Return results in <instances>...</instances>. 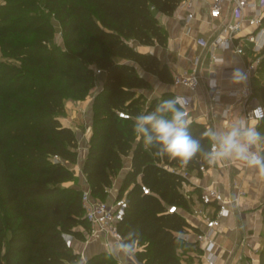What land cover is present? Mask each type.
Returning a JSON list of instances; mask_svg holds the SVG:
<instances>
[{
  "label": "trees",
  "instance_id": "1",
  "mask_svg": "<svg viewBox=\"0 0 264 264\" xmlns=\"http://www.w3.org/2000/svg\"><path fill=\"white\" fill-rule=\"evenodd\" d=\"M181 0H2L0 2V264H80V252L66 236L84 241L89 223L83 188L65 185L75 178L70 164L79 159V136L61 117L66 98L86 99L101 69L106 79L93 99V130L83 172L94 197L107 200L115 178L131 156L118 190L129 204L118 228L124 237L140 233L135 258L140 264H181L199 250L177 232L189 225L170 205L189 208L188 183L177 170L203 172L201 156L187 166L145 150L132 129L133 118L159 102L139 92L150 90L146 73L173 83L169 66L140 46L168 43L157 13L173 15ZM54 20L59 23L57 30ZM264 105V51L255 79ZM171 91L160 99L174 97ZM127 112L123 118L119 112ZM258 130L264 133V119ZM208 129L191 122L200 138ZM206 146L209 141L204 138ZM170 166L172 168H167ZM142 184L152 193L145 194ZM264 216V206H263ZM264 264V241L259 251ZM84 264H117L105 251Z\"/></svg>",
  "mask_w": 264,
  "mask_h": 264
},
{
  "label": "built area",
  "instance_id": "2",
  "mask_svg": "<svg viewBox=\"0 0 264 264\" xmlns=\"http://www.w3.org/2000/svg\"><path fill=\"white\" fill-rule=\"evenodd\" d=\"M201 0H181L178 9L186 12L183 18V30L188 35H193L192 22L196 18L197 5ZM230 8V9H229ZM228 11V12H227ZM209 23L216 24L212 35L198 34L195 36V42L200 51L191 59L189 68L173 75V85L186 87L191 90L190 93L176 94L175 96L186 97L188 100L184 110L188 116L196 100L195 92L206 85V94L212 104L219 103L225 92L224 84L231 82V75L237 68L246 74V80L236 86L227 89L230 96L236 99V103L241 105V116L248 125L254 121L259 123L264 119V105L262 104L256 90L255 79L259 73V67L263 59L264 51V0H209L208 9ZM219 50H232L242 59V65L227 64L225 58L219 54ZM208 63L209 71L207 75L202 72V67ZM220 64L219 70L212 69L211 66ZM97 74L102 70L97 69ZM216 81L215 87L210 86V81ZM232 110V106L224 110L227 115ZM120 116L129 118L127 112L120 111ZM230 115V114H229ZM191 123V120H190ZM167 168H172L166 166ZM189 179L190 172L184 167L172 168ZM200 169L207 171L203 164ZM184 194L189 197L184 188ZM142 190L145 194H151V189L142 184ZM233 193L226 195L215 187H205L199 195L200 205L193 209V213L201 218L204 226L200 227L199 222L187 218L183 210L177 205H170L168 211L171 213H181L187 220L188 226L185 230L177 232L183 242L192 243L199 248L197 255L203 258L208 264H215L217 259V240L215 233L222 224L223 218L233 214L235 209L239 212L244 204L246 191L238 183L233 186ZM82 203L85 209V216L89 223V231L84 242L87 244L90 240L99 239L102 236L109 235L114 240L122 238L118 228V223L124 218L129 204L127 196L121 198L116 195L113 202L102 200L93 196L89 184L83 187ZM68 246H73L75 239L72 235L66 236ZM241 245L250 250L246 255L251 264L259 257L260 247H256L248 239H242ZM80 258L87 260L85 251L80 252ZM136 264H140L135 255L132 257Z\"/></svg>",
  "mask_w": 264,
  "mask_h": 264
},
{
  "label": "crops",
  "instance_id": "3",
  "mask_svg": "<svg viewBox=\"0 0 264 264\" xmlns=\"http://www.w3.org/2000/svg\"><path fill=\"white\" fill-rule=\"evenodd\" d=\"M209 0H201L197 5L196 18L192 22L193 35L184 33L183 18L186 12L181 9H176L173 15H166L158 12L157 16L160 23L168 31V43L166 46L153 45V46H140V50L157 55L161 61L169 66L173 75L177 72H182L189 68L191 59L199 53L200 48L195 42V36L198 34L212 35L215 31V25L209 23L208 16ZM230 9V8H229ZM228 12V11H227ZM227 64L242 65V59L236 55L232 50H219ZM212 69L219 70L221 65L215 64L211 66ZM209 71V64L206 63L202 67V72L207 75ZM146 77L150 80L152 88L150 90H140L144 93L149 100L154 98L156 89L161 90L163 93L167 91L176 94L190 93L186 87L175 86L173 83L164 84L159 81L155 75L146 73ZM106 76L104 73L99 74L98 87H94V96L100 90L105 82ZM238 84L228 82L224 84L225 92L223 93L222 100L219 103L212 104L206 94V85L202 84L195 92L196 100L191 108L187 118L191 122H199L208 128L222 127L226 123H232L239 120L241 116V105L236 103V99L230 96L227 89ZM94 96L88 95L86 99H77L68 105L66 103V113L61 117L65 125L72 127L79 136V159L76 163L70 164L74 169L75 176H77L78 184H73L74 179L67 181L65 185H75L83 188L88 184L86 175L83 172V164L85 156L88 152V145L93 130V99ZM232 106V110L227 115H224V110ZM230 114V115H229ZM249 126H254L258 129L257 122H250ZM131 167V156L125 158V166L115 178L113 187L110 189L108 199L113 196V202L118 190L121 186V181L124 179L127 171ZM238 183L246 191L244 204L241 208L244 212H239L235 209L233 214L223 218L221 226L215 233L217 240V259L215 264H251L246 255L250 254L247 247L241 245L242 239L246 238L256 247H260L264 241V175H261L254 168L241 167L237 168L232 163L223 161L214 165H210L207 171L199 175L196 171L190 172L187 186L184 191L191 199L190 207L183 210L185 217L199 222L200 227L204 226L201 218L193 213V209L200 205L199 195L201 191L207 187H215L225 193L226 195L232 194L233 186ZM81 184V185H79ZM114 239L105 235L99 239L90 240L87 244L84 241L75 240V248L77 251H85L87 258L101 251H105V246ZM199 250H191L181 256V264H208L203 258L197 255ZM85 261L81 260L80 264ZM128 264H136L131 258ZM254 264H260V256L255 260Z\"/></svg>",
  "mask_w": 264,
  "mask_h": 264
},
{
  "label": "clouds",
  "instance_id": "4",
  "mask_svg": "<svg viewBox=\"0 0 264 264\" xmlns=\"http://www.w3.org/2000/svg\"><path fill=\"white\" fill-rule=\"evenodd\" d=\"M246 78L239 68L231 75L232 82L236 84L243 83ZM215 85L216 81H210L211 87ZM162 96L163 92L156 89L154 98L159 102L155 108L133 118V132L138 139H142L145 150H154L155 156L175 160L181 166H187L201 156L210 165L227 161L237 168H254L264 175V133L241 118L222 127L208 128L200 138L194 137L184 110L187 98L174 96L160 99ZM204 138L209 145L202 143ZM139 240V231L131 228L124 237L105 246L106 255L115 258L117 264H128L137 251Z\"/></svg>",
  "mask_w": 264,
  "mask_h": 264
},
{
  "label": "rangeland",
  "instance_id": "5",
  "mask_svg": "<svg viewBox=\"0 0 264 264\" xmlns=\"http://www.w3.org/2000/svg\"><path fill=\"white\" fill-rule=\"evenodd\" d=\"M54 23H55V25H56V28H57V30H59L60 29V27H59V23H58V21L57 20H54ZM0 59H4V57H3V55H2V53H1V51H0ZM98 84H99V79H98V81H97V84H96V87H98ZM94 91H91L90 93H89V95L92 97V96H94ZM74 100H77L76 99V97H74V96H68L67 98H66V103H68V105L70 104V102H72V101H74ZM74 183L73 184H78V183H76L77 181V176H75V178H74ZM123 181V180H122ZM122 181H121V183H122ZM79 185H81V184H79ZM113 200V196H111V198L110 199H107V201H112ZM182 256H184V254L182 255Z\"/></svg>",
  "mask_w": 264,
  "mask_h": 264
}]
</instances>
